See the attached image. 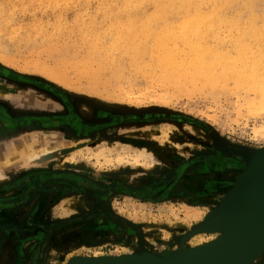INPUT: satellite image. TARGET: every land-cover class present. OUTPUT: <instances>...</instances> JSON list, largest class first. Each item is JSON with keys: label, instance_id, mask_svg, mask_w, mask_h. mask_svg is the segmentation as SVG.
<instances>
[{"label": "rangeland", "instance_id": "obj_1", "mask_svg": "<svg viewBox=\"0 0 264 264\" xmlns=\"http://www.w3.org/2000/svg\"><path fill=\"white\" fill-rule=\"evenodd\" d=\"M138 1L141 4L139 9L124 0H0V107L7 117L20 120L68 113L59 97L63 96L70 100L69 105L87 124H95L100 130L85 137L67 125L43 128L19 123L6 128L0 119V150L10 155L15 150L11 162L5 164L1 172L0 205L6 207H0V215L10 213L19 219L9 226L0 224V259L5 258L3 264H17L22 258L23 244L19 245L15 238L19 241L21 236L30 239L36 248L34 254H38L43 237L53 223L91 213L105 215L85 223L92 226L105 223L104 229H98L100 232L108 230L111 238L106 239L109 236L103 233V239V234H98V240L94 239L92 243L86 241L87 238L81 239L80 225L69 224L59 230V240H56L49 264H60L63 258L69 259L73 255L94 256L97 252L116 255L120 251L118 246L127 242L126 239L132 240L129 246L139 239L131 237L133 233H129V229L132 228L138 236L144 230L142 224L160 226L157 228L161 230L163 241L157 245V250L161 251L160 254L165 252L163 256H166L169 247L166 234L183 232L176 228L198 222L187 219L185 211L196 204L207 212L230 188L226 181L230 180L232 184L234 179L236 181L235 175L230 177L232 172L246 166L235 154H229L230 157L223 153L222 145L264 148V139H258L253 131L254 126L264 121V113L260 114L262 119L256 120L251 118L249 111L241 116L236 113L237 98L243 95V88L228 81L222 84L223 88L205 92L192 86L180 87L178 83L162 78L157 65L153 66L159 55L154 43L157 37L165 38L167 33L182 41L180 34H184L182 24L186 19L183 15L160 16L157 11L160 0ZM237 1L241 9L244 0ZM219 6L220 2L217 5L209 3L204 6V14L190 15L194 19L199 16L214 18L212 27L189 30L186 37L190 43H200L203 51L218 52L227 58L238 57L242 46L250 47L252 54L264 49V26L246 28L250 17L236 15L230 10L216 18L213 11ZM141 39L148 42L143 43ZM58 45L76 47L78 60L95 54L90 69L94 72L100 69L101 72L93 77L80 76L74 59L68 56L69 64H66L61 61V55L53 52ZM5 59L13 64H3ZM34 65L66 74L68 82L53 81L37 71ZM22 91L29 94L33 103L14 99ZM161 98L166 104H161ZM165 132L167 141L163 138ZM41 140L46 142L41 143ZM22 142L36 153H41L46 146L54 150L50 156L29 160V154L16 146ZM79 142H84L85 147L76 151ZM124 148L148 151L157 160V166L145 172V168H129L116 161L107 163L105 158L97 162L96 154L100 150H113L115 155L117 150L121 152ZM191 164H196V173L199 174L196 179L202 187L198 196L202 199L195 200L194 204L192 198L183 195L190 186H182L184 179L181 178L189 171L185 175L178 170ZM56 175H60V179L53 181ZM64 175L73 179L86 176L105 191L96 193L79 189ZM48 178L51 180L46 182ZM167 190L169 195L165 198L157 195ZM147 191L154 193L148 195ZM76 196L87 197L88 201H76ZM33 198L37 199V204L31 207L27 204ZM73 200L77 211H71L68 205ZM88 203L96 206H88ZM34 225L37 236L29 238L33 236L30 230ZM151 232L156 234L148 229L149 235H153Z\"/></svg>", "mask_w": 264, "mask_h": 264}, {"label": "bare ground", "instance_id": "obj_2", "mask_svg": "<svg viewBox=\"0 0 264 264\" xmlns=\"http://www.w3.org/2000/svg\"><path fill=\"white\" fill-rule=\"evenodd\" d=\"M124 1H126L128 3H133L132 6L134 9H139V7L141 5V4H139L138 0H124ZM218 2H220V6L216 7L213 11L214 16L216 18H221L223 16V14H225L227 11L230 10L233 13H235L236 15L244 14L247 17H250V19L246 22V28L257 29L260 26H264V0H244L243 7L241 9H239V7H238L240 2L237 0H160V3L157 7V11H158L160 16L170 17V16H175V15H183V17L186 20L184 21V24H182V29H183L184 34L183 35L180 34V38H182V41H179L177 38H175L172 33H167V35L165 34L166 35L165 38H163V36H161V35L159 37H157V41L154 43V45L158 48L159 55L157 56V62L153 66L157 65V68L159 69V71H161V76L163 79H165L169 82L178 83L179 85H181L180 87H183V86H185V87L190 86L191 87L192 86L194 89H200V90L203 89V91L208 92V91H212L215 88H223V85H222L223 83H227L228 81L233 82L234 84H237V86L244 89L243 95L240 94L237 98L238 105H237L236 113L239 116H241L243 114V112L249 111L252 113L251 114L252 119H254V120H256L258 118L262 119V116H260V114L264 113V49H261V50L259 49L260 52L258 54H252L250 51L251 50L250 47L242 46L241 47L242 51L240 52L238 57L227 58L226 56H224L223 54H220L218 52H211L209 50H208L209 52L203 51V46L200 43H198V44L190 43L188 41V38L186 37L188 35L190 29L196 30L200 27H206V28L212 27V24L214 23V20H213L214 18L213 19H206L204 16H199L198 17L199 19H194V18H191L192 16H190V15H192V14H204L203 13L205 11L204 6L206 4L215 3L217 5ZM234 22L230 21V23H234ZM245 32L246 31H243V33H245ZM138 33L139 32H137V34ZM144 41L148 42V40H142L143 43H144ZM58 43H60V42H58ZM140 44H142V43L140 42ZM137 48L138 47L136 46V49ZM76 49L77 48L74 46L63 47V46L58 45V47L53 49V52L61 55V57H62L61 61H63L66 64H69L68 63L69 59H70L69 57L74 59L75 60L74 62L76 63L75 67L79 71L80 76H84V75H86L88 77L97 76L98 72L100 73L101 70L98 69L97 72H94L92 69H90L92 67L91 66L92 63L95 61L94 60L95 54H89L85 57L84 60H78V57L76 55ZM259 50L255 49V51H259ZM110 52H111V50H110ZM3 62H4L3 64H13L12 61L8 60V59L3 60ZM142 66L143 67H141V69L144 68V64ZM34 68L53 81L60 82L63 84L68 82V76L66 74L58 73V72L43 68L39 65H34ZM93 79H96V78H93ZM1 98H3V97H1ZM14 99L16 101H19L22 103L34 101L33 99L32 100L29 99V94L25 91H22L19 95L14 97ZM161 99H162L161 104H166V101H164L163 98H161ZM123 100H126V99H123ZM133 101L131 100V102H133ZM157 102H160V101H157ZM94 104H95V102H94ZM38 105H40V104H38ZM3 110L4 109H2V112H3ZM82 111H85V110L82 109ZM92 113H94V112H92ZM29 122H28V124H29ZM90 131H91V129H90ZM93 131H94V129H93ZM253 131L255 132V136L258 139H264V121H262L259 125L254 126ZM70 132H68V133H70ZM85 135H86V133H85ZM166 136H168V134L165 132V134H163V138L167 141L168 139L166 138ZM79 138H80V136H79ZM43 139L47 140L49 138L43 137ZM218 139H220V138H218ZM46 140H41V143L46 142ZM222 141H223V139H222ZM214 145H215V143H214ZM16 146L24 149L25 152L29 154L27 156V159H29V160L40 159V158H43L46 156H50V152L52 150H54L53 148L46 146L45 149H43L41 153H36V152H33L32 147H29L25 142H22L20 144H16ZM83 147H85L84 142H79V144L76 148V151H78V150L81 151ZM176 147L178 149L180 148L177 145H176ZM222 147L224 149V150L222 149V152L225 153L226 155L235 154V157H237V158L240 157L238 152H240L242 149L238 150L237 148H235L231 145H222ZM258 149H260V148H258ZM261 149H264V148H261ZM121 150H122L121 152H119V150H117L115 155L113 153L115 151H113V150H110V151H107L106 149L100 150L99 153L96 154V159L98 160V161L97 160L96 161L99 162V160L101 158H105L107 163H114L116 161L119 164H122V165L125 164V165L129 166V168H134V169L145 168L146 169L145 172L151 171L150 169H154L157 166V160H155V158H153V156L151 154H149L148 151H146V150H141L139 148H124ZM252 150H253L252 148H247V150H243V151L254 152ZM254 150H256V149H254ZM197 151H200V149L198 148ZM14 152H15V150H13V153L10 155V153L6 154L4 150H0V179L3 178V175L1 174V172L5 168V164H8L9 162H11V159L14 155ZM164 154H166V153H164ZM17 155L18 154L16 152L15 157ZM229 156L231 157V155H229ZM114 158H115V160H114ZM45 159H48V157ZM71 160H73V158ZM240 160L243 161L244 163H246V161L244 159L240 158ZM163 166H165V165H163ZM245 168H246V166H244V168L241 167L236 172H232L233 169H230L231 170L230 172H232V174L230 173L231 174L230 177L232 175H235L236 181L234 179L233 184H232V182H229L230 180L226 181L227 182L226 184H228L230 188L227 190V192H225L223 195H221V197L218 199L216 204H214L213 207L209 208V210L207 212H204L205 210H201L200 208H198L199 206L196 207L195 206L196 204H194V203H193L194 204L193 207H189V210L185 211V215H186L187 219L198 220V222H195V224H193L191 226H188V225L185 226V224H181L176 229L181 230V231L184 230L183 232L171 233L170 235L166 234L165 238L168 239L166 241V243H167V245H169V247L167 249L168 252H172V253H174V252L179 253L180 252V253H182V252H186V251H195V250L210 251L211 249L219 246L224 241H226V239H227L226 237L229 235V233H232L231 231H233L234 228H236L237 226L242 224L241 218H240V220L235 219V218H231V219L226 218V220L223 223L213 222L211 224H208L206 226V228L201 229L202 227H200L206 223V221L210 217V214L215 209H217L219 207V205L221 204L224 197L231 191V189L234 186L237 185L238 179L243 174V172L245 171ZM73 171H75V170H73ZM121 171H123V170H121ZM130 171H132V170H130ZM134 172L137 173V171H134ZM119 173L121 174V172H119ZM130 174L131 173L129 172L128 175H130ZM132 174H134V173H132ZM211 175H213V174H211ZM74 179H76V181L74 180L75 184L77 186H80L81 183L78 182L79 180H77V177ZM151 179L154 180L155 177L151 178ZM50 180L51 179L48 178V179H46V182H48ZM84 185H87V184H84ZM32 186H33V184H32ZM4 196H7V195H4ZM200 199H202V197L196 199V201H198ZM84 200L86 201L87 197L76 196V201L82 202ZM34 201H36V200H34ZM74 202L75 201L73 200L72 203L68 204L70 206L71 211H77L76 207H75L76 202L75 203ZM92 203L91 204L88 203L87 205L88 206L94 205V207H95L96 204H92ZM79 204H80V202H79ZM82 205H83V203H82ZM11 206H13V205H11ZM81 208L85 209L84 207H81ZM90 211H89V213H90ZM18 220L19 219H15V216L11 215L10 213H6L5 215H0V224L5 225V226H9L10 224H14V223L18 222ZM142 225H143L144 230L141 231L140 235H138V236H137V233L132 230V228L129 229V233H131V234L133 233L131 237L135 236V237H139V239H136L135 242L133 244H131L132 246H129L130 244H128V243L132 242L131 238L126 239L127 242H124L123 245L118 246L120 248V251L116 255L109 256V255L98 253V252L96 254L94 253V256L73 255V256H70L69 259L63 258V260L60 262V264H73V263H78V262L87 263V262H93V261L96 262V261H111V260L118 261V259H120V258H125V257L131 256V255H134L136 253H142V254H145V256H148V255L154 256L152 254H155V255L160 254L161 251H159V249L157 250V248H158L157 245L161 241H163V240H161V239H163L162 235H161L162 234L161 230H159L157 228L160 226L154 225V224H151V225L142 224ZM162 227H166V226H162ZM52 229H53V227H52ZM148 229H151V231H154V233H156V234L154 235L151 232V234H153V235H149L150 233H148ZM164 233H166V231ZM52 236H53V230H50L48 232V234L44 235L43 241H42V246L40 247L41 252H39L38 254H34V251L36 250V248L31 243V241H29L30 239H28V238L22 239L20 237V241H19L18 239L15 238L14 241L18 242L19 245H20V243L23 244V247L22 248L20 247L21 252H22V256H21L22 258L17 260V263L18 264H49V259L51 257H53V253H54L53 245H51V242L53 239ZM110 238H111L110 236L106 237V239H110ZM37 239H39V238H37ZM113 241H117V240H113ZM100 244H102V243H100ZM100 244H97L96 246H98ZM56 254H55V256H56ZM167 256H168V254L166 255V257ZM73 260H75V261H73ZM187 261L189 262V264H213L212 258L208 255L196 256V257H193L192 259H189ZM250 264H264V247L260 251V253L257 255V257H255L252 260V262Z\"/></svg>", "mask_w": 264, "mask_h": 264}, {"label": "water", "instance_id": "obj_3", "mask_svg": "<svg viewBox=\"0 0 264 264\" xmlns=\"http://www.w3.org/2000/svg\"><path fill=\"white\" fill-rule=\"evenodd\" d=\"M229 145L242 149L238 154L246 161L245 171L206 223L200 226L203 229L213 222L223 223L226 218H241L242 224L229 233L226 241L210 251L168 252L167 257L163 256L165 253L154 256L136 253L118 261L73 264H189L187 260L201 255L210 256L213 264H250L264 247V149L245 152L246 147Z\"/></svg>", "mask_w": 264, "mask_h": 264}, {"label": "flooded vegetation", "instance_id": "obj_4", "mask_svg": "<svg viewBox=\"0 0 264 264\" xmlns=\"http://www.w3.org/2000/svg\"><path fill=\"white\" fill-rule=\"evenodd\" d=\"M7 76H9V75L7 74ZM59 97H60L63 105L65 107H67V109L69 110L68 113H61V114H55L53 116H43V117H27V118L24 117V118H21L20 120H17V119L11 120L6 116L4 111L2 112V109L0 108V119H2L5 122L6 128L11 127V126L15 127L14 125H17L19 123H22L24 126L30 125V126H34V127H43V128H57L59 126L67 125V126H70L72 131L76 132L78 135L84 136L86 133V135H85L86 137H89L91 135V133L95 134L98 131H100L99 128L95 124H91V123L87 124L84 121V119L78 113L75 112L74 107L73 106L71 107V105H69V104H71V102L68 98H65L63 96H59ZM28 122H29V124H28ZM92 128L94 129V131ZM90 129H91V131H90ZM195 165L196 164H191L190 166H188V168H186V166L178 168L179 173H184L185 175L189 171V173L185 177L182 176L181 179H184V183H182V186H185L186 188H187V186L185 184H189V186H190V189L187 188V191L184 192L185 194H183V195H184V197L192 198V203H194V200L198 199V196L201 194V189H202L201 183H199L198 179H196V177H198L199 174L196 173L197 168ZM70 178L71 177H67V176L65 177V179H70ZM59 179H60V176L56 175L53 177V181H57ZM70 180L76 181V179H72V178ZM77 180H79L78 182L81 183V185L78 186L79 189H83L87 192H96V193H99V192L103 193L105 191L100 186H96L93 182H91V180L89 178L86 179V177H84V179H77ZM84 184H87V185H84ZM198 184H200V185H198ZM175 189L177 192V187H175ZM209 189L211 190V188H209ZM168 191L169 190H167L166 192L160 191L159 193H157V195L160 194L161 197L165 198L166 196L169 195ZM145 193H147L148 195H153L154 192H148L147 191ZM188 193L191 195H189ZM34 200H36V201H34ZM36 202H37V199L33 198V199H30V201L28 202L27 205L30 204V206L33 207L37 204ZM1 207H6V206H1ZM104 215L105 214H103V213H91L89 215L79 216V217H76V218L71 219V220H62L60 222L53 223V236H52L53 237V248L55 247L56 240L59 238V230L63 227L69 226V224H72V223H76V226H79V225L81 226V231H80L81 232V239L87 238L86 241H90L93 243L94 239L98 240L96 237L98 234L105 233V236H107L108 230L106 232H100L98 229V227H103V229H104V227H106V226H104L105 223H101L102 226H97V225L92 226L91 223H85V221H89V220H91V221L95 220L96 221L97 219H99L100 217H103ZM31 229L32 230H30V231H32L33 236H31L29 238H34V237L36 238L37 228L34 225V226H32ZM67 229H70V227H68ZM106 229H110V228H106ZM91 235L93 238L88 239V237L89 236L91 237ZM105 236H104V234L102 235L103 239H105ZM21 238H25V237L21 236ZM18 253H19V251H18ZM4 255L5 254H3L2 256H4Z\"/></svg>", "mask_w": 264, "mask_h": 264}, {"label": "crops", "instance_id": "obj_5", "mask_svg": "<svg viewBox=\"0 0 264 264\" xmlns=\"http://www.w3.org/2000/svg\"><path fill=\"white\" fill-rule=\"evenodd\" d=\"M51 245H53V240H52V242H51ZM5 262V258L3 259L2 257H1V259H0V264H3ZM18 264V263H17Z\"/></svg>", "mask_w": 264, "mask_h": 264}]
</instances>
